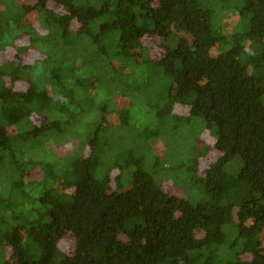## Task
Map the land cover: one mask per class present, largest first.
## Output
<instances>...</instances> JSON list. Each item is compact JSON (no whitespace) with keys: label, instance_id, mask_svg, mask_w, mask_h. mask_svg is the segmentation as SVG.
<instances>
[{"label":"trees","instance_id":"obj_1","mask_svg":"<svg viewBox=\"0 0 264 264\" xmlns=\"http://www.w3.org/2000/svg\"><path fill=\"white\" fill-rule=\"evenodd\" d=\"M240 12L224 36L209 0H0V264H264V0ZM199 119L185 198L143 162Z\"/></svg>","mask_w":264,"mask_h":264},{"label":"rangeland","instance_id":"obj_2","mask_svg":"<svg viewBox=\"0 0 264 264\" xmlns=\"http://www.w3.org/2000/svg\"><path fill=\"white\" fill-rule=\"evenodd\" d=\"M243 2L244 0H209V6L213 10L215 25L216 27L218 25L219 31L221 32L222 35L224 36L226 35V29H224L223 27V22L225 19H226L225 21H226V27L228 31H232L233 26H235V30L242 31V32L249 28L248 20L246 18L242 20L241 15H240L241 13L240 9L243 5ZM20 25L23 27V24H20ZM239 45L240 44H237L231 37H228L227 39H225V41L218 42L211 49V54L216 55L222 50L235 49V52L237 53V55L241 57L242 56L240 55L241 50L243 51L245 48L248 47L249 41H247L241 47H239ZM154 53H155L154 54L155 56L160 55L158 49H155ZM247 67L248 66L246 65L245 62L242 63L243 71H245ZM250 75H253V70H251ZM263 81L264 80H259V84L260 86H262L261 88L264 87ZM117 104L119 105L118 101H117ZM118 105H116L117 108H120V106ZM106 116H107V113H106ZM115 118H116V114L114 113L110 115L109 120L114 122ZM195 123L197 126L196 130H192L190 127H185L184 134L180 137L176 136L177 139L174 140V142L178 145V147L176 148L166 147L165 143L160 139L157 142L152 143L153 147H151V150L150 152H148L145 162H143L144 166L142 165V163L140 164L148 170H153L152 169L153 167L157 169L159 168L158 167L159 163L158 164L155 163L157 159L160 161V164H166V163L171 164L172 163L176 167L181 165L179 169L182 171V177H179V173L177 174V171H173V174L171 175H164L163 173L158 174L159 170L158 171L156 170V177L162 188H164L170 193H174V194H177L185 198H189L191 195L198 194L197 185H194V184L187 185L184 182L186 175L183 169V165L188 164L192 160V158L195 157L196 153L200 152L201 150V146H198L197 143H196L197 145H194V141H196L198 138L200 140V143L205 142L206 144H210L212 146L215 142L214 139L210 137L211 135H209L210 131H207V130H204L203 132L199 131L204 128V124H205L204 121L199 119L195 121ZM213 127L216 129V133H217V130H218L217 124H214ZM200 132L202 133L199 136ZM79 144H80L79 140H75V141L69 142L67 144H64L58 147L57 151H59L60 154L72 152L76 149H80ZM89 150L87 151V153H89ZM139 154L140 152L136 151V154L133 153L131 155H127L126 157V158L133 157L134 160L130 162L129 169L125 170L124 172L125 181L123 183V189H128L131 186L130 176L132 172L135 170V168L138 166L135 160L139 157ZM219 156L220 154L219 152H217L215 147L214 148L212 147L210 153L207 156L201 155L199 167H198V170L196 171L198 176H202L203 175L202 169L206 165L216 160ZM35 171H36L35 172L36 175L38 173L40 175L41 170L39 168L38 170L36 169ZM112 173L116 175L118 172H115V170L113 169ZM175 179H178L177 182L175 181ZM64 191L70 192L72 191V189L70 188L67 190L64 189ZM67 240L69 241V244H70L69 250L71 252L74 246V242L69 237L67 238ZM262 247L264 248V235L263 234H262ZM6 254L8 257L10 256L8 248L6 249Z\"/></svg>","mask_w":264,"mask_h":264}]
</instances>
